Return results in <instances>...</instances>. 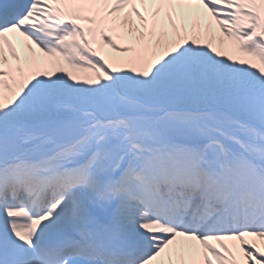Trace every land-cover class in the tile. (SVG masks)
Returning <instances> with one entry per match:
<instances>
[{
  "label": "snow or ice",
  "instance_id": "6c2138e0",
  "mask_svg": "<svg viewBox=\"0 0 264 264\" xmlns=\"http://www.w3.org/2000/svg\"><path fill=\"white\" fill-rule=\"evenodd\" d=\"M0 264H264V0H0Z\"/></svg>",
  "mask_w": 264,
  "mask_h": 264
},
{
  "label": "bare ground",
  "instance_id": "6f19581e",
  "mask_svg": "<svg viewBox=\"0 0 264 264\" xmlns=\"http://www.w3.org/2000/svg\"><path fill=\"white\" fill-rule=\"evenodd\" d=\"M142 11H143V9H141ZM133 21L135 22V20L133 19ZM217 35H219V33L217 32ZM118 42H120V41H118ZM125 43H130V41H126ZM226 51H230V50H228V49H226Z\"/></svg>",
  "mask_w": 264,
  "mask_h": 264
}]
</instances>
